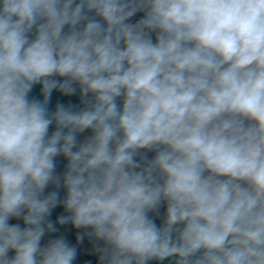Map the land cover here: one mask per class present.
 Masks as SVG:
<instances>
[{
    "label": "clouds",
    "instance_id": "obj_1",
    "mask_svg": "<svg viewBox=\"0 0 264 264\" xmlns=\"http://www.w3.org/2000/svg\"><path fill=\"white\" fill-rule=\"evenodd\" d=\"M0 264H264V0H0Z\"/></svg>",
    "mask_w": 264,
    "mask_h": 264
}]
</instances>
